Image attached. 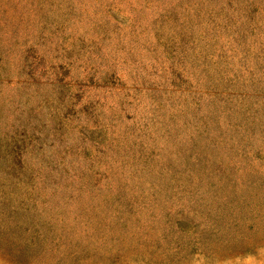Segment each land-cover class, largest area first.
I'll return each mask as SVG.
<instances>
[{"label": "rangeland", "instance_id": "rangeland-1", "mask_svg": "<svg viewBox=\"0 0 264 264\" xmlns=\"http://www.w3.org/2000/svg\"><path fill=\"white\" fill-rule=\"evenodd\" d=\"M0 264H264V0H0Z\"/></svg>", "mask_w": 264, "mask_h": 264}]
</instances>
